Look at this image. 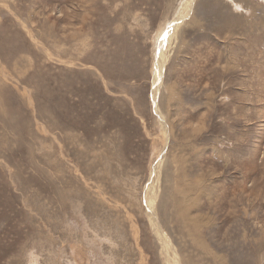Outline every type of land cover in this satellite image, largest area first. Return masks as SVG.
<instances>
[{"label":"rangeland","instance_id":"obj_1","mask_svg":"<svg viewBox=\"0 0 264 264\" xmlns=\"http://www.w3.org/2000/svg\"><path fill=\"white\" fill-rule=\"evenodd\" d=\"M168 263L264 264V0H0V264Z\"/></svg>","mask_w":264,"mask_h":264},{"label":"bare ground","instance_id":"obj_2","mask_svg":"<svg viewBox=\"0 0 264 264\" xmlns=\"http://www.w3.org/2000/svg\"><path fill=\"white\" fill-rule=\"evenodd\" d=\"M185 3V2H184ZM183 3V4H184ZM187 3V2H186ZM189 3V2H188ZM188 3L186 4V5H188ZM182 4V5H183ZM3 7V6H2ZM185 8V7H184ZM59 12V11H58ZM60 14V13H59ZM185 14V13H184ZM178 16V15H177ZM181 17V16H180ZM179 18V17H178ZM182 19H183V17H181ZM181 18H179V19H176L175 20V22H173L172 24H173V27H171L170 28V30L167 32V34L165 35V37L163 38V39H166L167 40V42H168V40H169V38L172 36V35H174L175 33H176V30H177V28H178V26H179V24H182V20H181ZM165 30H167V29H165ZM80 38V37H79ZM36 39V38H35ZM166 40H165V42H163V43H161L160 44V47H159V60H158V64L156 65V70H155V72H154V78H153V83H154V87L155 88H153V92H154V94H155V96H156V92H157V90H158V87H159V84H158V81H159V79H160V76H161V69H162V62L166 59V56H167V52L165 51V52H163V49L166 47L165 45H166ZM167 47H168V45H167ZM167 49V48H166ZM169 54V53H168ZM68 65V64H67ZM87 65V64H86ZM169 91V90H168ZM112 94V93H111ZM153 95V94H152ZM155 96H153V97H155ZM155 106V105H154ZM157 108V107H156ZM163 121V120H162ZM145 125V124H144ZM156 165H158V166H160V163H158V161H157V163H156ZM164 165V164H163ZM157 167V166H156ZM155 170H156V168H155ZM152 173H154L155 174V171L153 172L152 171ZM151 176H152V174H151ZM154 178V177H153ZM151 181V180H150ZM152 182V181H151ZM152 184V183H151ZM151 191V190H150ZM149 191V192H150ZM158 194V193H157ZM152 196V198H150V196L147 198L148 200H147V208H148V210L150 209V211H149V213L151 214V216H150V214H149V216H150V219H151V223H152V227H153V229H154V231H155V235L159 238V239H161V238H163V232L160 230V228H159V226H158V224H157V220H156V218H155V216L153 215L154 213L151 211V210H154L153 209V201H155V199L156 198H154L153 197V195H151ZM154 199V200H153ZM147 210V209H146ZM154 212H155V210H154ZM197 225V224H196ZM168 238V237H167ZM168 256V255H167ZM168 258V257H167ZM168 261H169V259H167ZM168 261H166V262H168ZM169 264V263H168ZM171 264V263H170Z\"/></svg>","mask_w":264,"mask_h":264}]
</instances>
